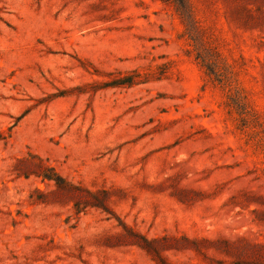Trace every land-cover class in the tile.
<instances>
[{
	"label": "rangeland",
	"instance_id": "rangeland-1",
	"mask_svg": "<svg viewBox=\"0 0 264 264\" xmlns=\"http://www.w3.org/2000/svg\"><path fill=\"white\" fill-rule=\"evenodd\" d=\"M0 264H264V0H0Z\"/></svg>",
	"mask_w": 264,
	"mask_h": 264
}]
</instances>
